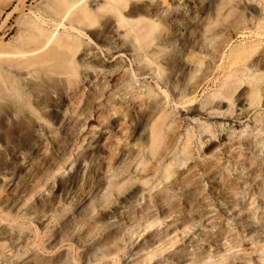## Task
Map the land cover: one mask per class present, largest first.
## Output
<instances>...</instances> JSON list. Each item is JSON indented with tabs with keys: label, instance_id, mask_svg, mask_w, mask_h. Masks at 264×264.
Returning a JSON list of instances; mask_svg holds the SVG:
<instances>
[{
	"label": "rangeland",
	"instance_id": "rangeland-1",
	"mask_svg": "<svg viewBox=\"0 0 264 264\" xmlns=\"http://www.w3.org/2000/svg\"><path fill=\"white\" fill-rule=\"evenodd\" d=\"M51 1L0 0V65ZM182 5L145 53L98 18L70 90L21 71L41 117L0 98V264H264V0Z\"/></svg>",
	"mask_w": 264,
	"mask_h": 264
},
{
	"label": "bare ground",
	"instance_id": "bare-ground-1",
	"mask_svg": "<svg viewBox=\"0 0 264 264\" xmlns=\"http://www.w3.org/2000/svg\"><path fill=\"white\" fill-rule=\"evenodd\" d=\"M137 1L139 0H52L49 7L58 17L56 24L51 25L50 21L36 16H33L34 19H24L21 23L22 32L16 37L14 44L8 47L11 50L3 54L6 60L0 65V98L5 100L17 96L20 106L39 117L40 114L32 109L33 104L22 85V79H15L20 76L21 71H27V75L44 72L49 79L52 75L64 77V84L70 90L75 86L78 76L75 56L84 45L82 38L87 36L84 31L94 25L98 18L106 15L114 17L119 27L127 28L134 34V41L145 53V49L155 40H159L156 35L158 26L153 20H157L160 15H181L186 10V5L182 4H190L192 0H177L181 3L177 2L175 9L165 8L161 12L152 10L151 5L145 9L139 8ZM161 2L164 6L167 0ZM129 16L136 19L130 20ZM185 20L189 22V19ZM65 22L68 23V28ZM60 28L64 29L63 34H59ZM126 51L125 47L118 52L114 50L111 57L124 55ZM253 80L257 81L259 78L254 77ZM237 88L238 84H235L233 91ZM232 95L233 92L227 96L222 94L229 101V105L232 103ZM171 175L167 171L165 178L169 179ZM6 250L7 247L0 246V255Z\"/></svg>",
	"mask_w": 264,
	"mask_h": 264
}]
</instances>
